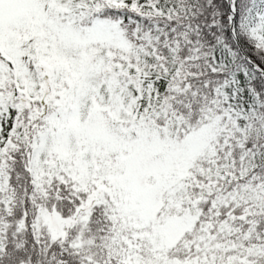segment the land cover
<instances>
[{
	"label": "snow or ice",
	"instance_id": "6c2138e0",
	"mask_svg": "<svg viewBox=\"0 0 264 264\" xmlns=\"http://www.w3.org/2000/svg\"><path fill=\"white\" fill-rule=\"evenodd\" d=\"M0 264H264V0H0Z\"/></svg>",
	"mask_w": 264,
	"mask_h": 264
}]
</instances>
